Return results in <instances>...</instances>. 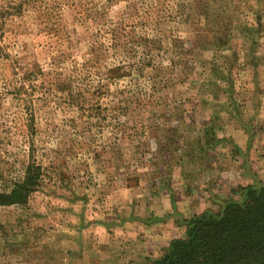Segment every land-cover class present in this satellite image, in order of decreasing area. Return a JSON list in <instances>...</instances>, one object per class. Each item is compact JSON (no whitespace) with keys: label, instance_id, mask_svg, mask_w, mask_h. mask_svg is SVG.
Here are the masks:
<instances>
[{"label":"rangeland","instance_id":"obj_1","mask_svg":"<svg viewBox=\"0 0 264 264\" xmlns=\"http://www.w3.org/2000/svg\"><path fill=\"white\" fill-rule=\"evenodd\" d=\"M29 163L0 264H109L219 169L264 181V0H0V192Z\"/></svg>","mask_w":264,"mask_h":264},{"label":"trees","instance_id":"obj_2","mask_svg":"<svg viewBox=\"0 0 264 264\" xmlns=\"http://www.w3.org/2000/svg\"><path fill=\"white\" fill-rule=\"evenodd\" d=\"M32 163L22 179L0 192V205H26L38 185ZM238 198L220 211H205L187 221L186 232L172 239L152 264H264V181L240 186Z\"/></svg>","mask_w":264,"mask_h":264},{"label":"crops","instance_id":"obj_3","mask_svg":"<svg viewBox=\"0 0 264 264\" xmlns=\"http://www.w3.org/2000/svg\"><path fill=\"white\" fill-rule=\"evenodd\" d=\"M247 170H245V173ZM225 174L222 169L216 171L214 178L216 184L213 182V185L215 184L216 186L214 194L207 193V199H200V201L191 204L188 209L184 210L182 206H178V201L177 205L169 204L167 206L168 200H166L167 207L164 208L166 212L163 215L160 214L161 212H157L159 214L156 213L155 218L135 219L130 224L133 227V232L119 231L120 228L110 230L109 232L114 234H111V241L106 244V250L110 252L116 245L119 255L116 259L110 260L109 264H152V261L161 255L162 249L172 239L179 238L185 234L189 218L209 210L218 212L226 200L236 198V190L241 185L244 186L240 183V178L238 177L240 174L233 179L229 177L228 181H226L227 176ZM246 183L252 184L253 181ZM100 245L101 248V241Z\"/></svg>","mask_w":264,"mask_h":264}]
</instances>
